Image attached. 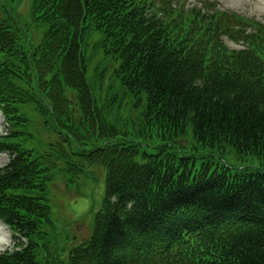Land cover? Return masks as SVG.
Wrapping results in <instances>:
<instances>
[{"label":"trees","instance_id":"1","mask_svg":"<svg viewBox=\"0 0 264 264\" xmlns=\"http://www.w3.org/2000/svg\"><path fill=\"white\" fill-rule=\"evenodd\" d=\"M215 4L32 0L37 41L1 4L0 264H264V22Z\"/></svg>","mask_w":264,"mask_h":264},{"label":"rangeland","instance_id":"2","mask_svg":"<svg viewBox=\"0 0 264 264\" xmlns=\"http://www.w3.org/2000/svg\"><path fill=\"white\" fill-rule=\"evenodd\" d=\"M205 0H184L187 5H201ZM216 2V6L220 9L226 11H232L239 15H245L248 18H254L256 20H261L264 22V0H213ZM19 6H17L14 1L4 0L1 4L4 5L3 10L9 9L12 13L16 12L17 18L21 22H25L27 24L31 23V13H32V0H19ZM18 12V13H17ZM34 28H31L32 30ZM247 30L249 28H246ZM239 40L226 38L224 37V42L228 45V47L233 49L243 48L244 43L242 39ZM6 129V123L4 118L0 114V134L3 130ZM160 136L156 137L158 139ZM155 142L153 139L149 141L145 148L150 151H156V147L154 146ZM7 154V153H6ZM7 158H4L3 153H0V167L5 165L8 161ZM219 162H221L219 160ZM90 169L98 175L97 167H90ZM61 187V192L63 193L64 203H63V214L65 218L72 221L71 234L75 236L78 240L82 237H85L88 234V228L90 227V218L91 212L90 208L94 204L95 199L99 197V187L100 185L91 186L90 184L84 183L80 186L81 190L79 192L75 190H66L63 185ZM7 228V227H6ZM10 236L9 245L5 244V240L7 236ZM67 233H63L60 236V241L65 242V236ZM13 245L12 234L9 228L2 229L0 227V252L5 250H10Z\"/></svg>","mask_w":264,"mask_h":264},{"label":"bare ground","instance_id":"3","mask_svg":"<svg viewBox=\"0 0 264 264\" xmlns=\"http://www.w3.org/2000/svg\"><path fill=\"white\" fill-rule=\"evenodd\" d=\"M3 156H4V158H7V155H6L5 153H3ZM0 227H1L2 229H6V230H7V228L5 227V225L2 224L1 222H0ZM9 242H10V236H9V234H8L7 239L5 240V244H6V245H9Z\"/></svg>","mask_w":264,"mask_h":264}]
</instances>
